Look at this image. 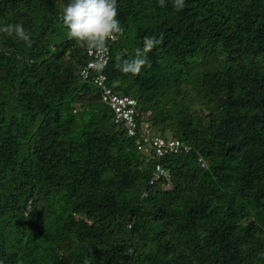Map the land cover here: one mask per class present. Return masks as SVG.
Instances as JSON below:
<instances>
[{"label":"trees","instance_id":"obj_1","mask_svg":"<svg viewBox=\"0 0 264 264\" xmlns=\"http://www.w3.org/2000/svg\"><path fill=\"white\" fill-rule=\"evenodd\" d=\"M68 2L0 0V26L33 41L0 34V262L264 264V0H117L108 86L137 101L140 133L191 147L153 184L154 160L80 78ZM161 33L151 67L119 71Z\"/></svg>","mask_w":264,"mask_h":264},{"label":"clouds","instance_id":"obj_2","mask_svg":"<svg viewBox=\"0 0 264 264\" xmlns=\"http://www.w3.org/2000/svg\"><path fill=\"white\" fill-rule=\"evenodd\" d=\"M160 7L165 6V0H157ZM173 8L182 11L185 0H172ZM119 5L117 0H69L63 10L62 23L67 29L69 39L89 52L107 53L109 42L116 41L124 35V28L118 19ZM0 34L15 38L27 47H32L33 41L30 34L20 23L5 24L0 26ZM163 34L159 38L155 35L143 38V47L135 50V56L121 60L116 57V66L124 75L139 76L149 63L151 53L163 41ZM106 60L98 61L95 67L100 70ZM264 258V252L260 253ZM2 264V262H0Z\"/></svg>","mask_w":264,"mask_h":264},{"label":"built area","instance_id":"obj_3","mask_svg":"<svg viewBox=\"0 0 264 264\" xmlns=\"http://www.w3.org/2000/svg\"><path fill=\"white\" fill-rule=\"evenodd\" d=\"M86 51L89 60L80 69L81 80L100 90L101 102L110 110L113 124L117 129L124 132L127 138L136 139L137 151H143L144 147L149 148L151 153L149 158L155 162L153 178L150 181V184H153L154 181L166 176V172L160 163L161 159L167 154L180 155L189 153L191 151L190 145L176 138L153 136L149 131L148 125H144L140 133L136 122L139 109L137 101L132 97L116 94L108 86L107 76L104 71L110 60V50L107 53ZM103 60H106V64L102 69L98 70L95 67V63Z\"/></svg>","mask_w":264,"mask_h":264},{"label":"rangeland","instance_id":"obj_4","mask_svg":"<svg viewBox=\"0 0 264 264\" xmlns=\"http://www.w3.org/2000/svg\"><path fill=\"white\" fill-rule=\"evenodd\" d=\"M62 8L64 9L65 7L62 6ZM170 132H171V130L168 128V129H167V133L169 134ZM167 133H166V134H167ZM142 154L145 155L146 157H147V156L149 157V155H151L149 148H148V147H144V148H143V151H142Z\"/></svg>","mask_w":264,"mask_h":264}]
</instances>
